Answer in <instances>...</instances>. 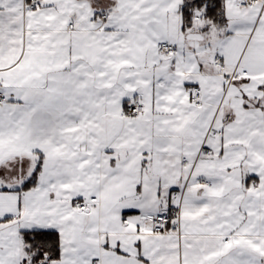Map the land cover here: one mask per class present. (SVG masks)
<instances>
[{
    "label": "snow or ice",
    "instance_id": "1",
    "mask_svg": "<svg viewBox=\"0 0 264 264\" xmlns=\"http://www.w3.org/2000/svg\"><path fill=\"white\" fill-rule=\"evenodd\" d=\"M0 264H264V0H0Z\"/></svg>",
    "mask_w": 264,
    "mask_h": 264
}]
</instances>
